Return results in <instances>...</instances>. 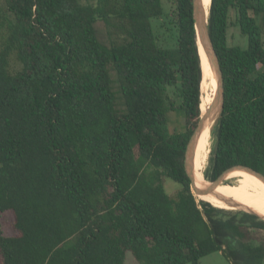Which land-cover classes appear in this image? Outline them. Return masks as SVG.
<instances>
[{
  "label": "trees",
  "instance_id": "16d2710c",
  "mask_svg": "<svg viewBox=\"0 0 264 264\" xmlns=\"http://www.w3.org/2000/svg\"><path fill=\"white\" fill-rule=\"evenodd\" d=\"M167 2L169 12L163 0H0V264H125L126 252L140 264H199L216 252L264 264L253 236L264 220L222 210L264 184L231 176L211 192L238 181L222 209L191 191L201 62L192 0ZM209 10L224 101L206 179L234 166L264 175V0H211ZM163 17L172 47L154 31ZM231 27L245 48L228 45ZM174 112L182 132L168 126ZM163 177L181 185L173 197ZM238 207L264 213V191Z\"/></svg>",
  "mask_w": 264,
  "mask_h": 264
},
{
  "label": "water",
  "instance_id": "95a60500",
  "mask_svg": "<svg viewBox=\"0 0 264 264\" xmlns=\"http://www.w3.org/2000/svg\"><path fill=\"white\" fill-rule=\"evenodd\" d=\"M192 10H193L192 14H193L197 44L198 42L201 43L204 48V51L208 57L210 67L213 71L214 77L217 82V89H216L213 105L210 107L208 113H206L205 115H201L199 123L194 133L190 137V140L186 148L184 165H185L186 174L190 180L191 191L195 197L210 194L211 191L218 185V183L223 181V179L226 177L228 173L232 171H237V170L245 171L255 176L264 184L263 174L247 166H234L224 171L223 173H221L214 181L209 182L208 183L209 185H207L206 187L202 188V187L196 186L195 179H194V171H193V156H194L195 145H196V142L199 136L204 131L206 126L212 124L214 120L216 122L223 110L224 84H223V75H222L221 67L219 64V60L215 52V49L213 47V44H212V41L209 35V31H208L209 10H208V14H206L204 8L202 7L200 0H192ZM224 201H227V200H224ZM238 208L248 213H251L253 215H256L264 220V216L259 215L258 213H256L255 211L251 209L244 208V207H238Z\"/></svg>",
  "mask_w": 264,
  "mask_h": 264
},
{
  "label": "bare ground",
  "instance_id": "6f19581e",
  "mask_svg": "<svg viewBox=\"0 0 264 264\" xmlns=\"http://www.w3.org/2000/svg\"><path fill=\"white\" fill-rule=\"evenodd\" d=\"M200 1H201L202 7L204 8L206 14H208V10H209L210 4H211V0H200ZM198 52H199L198 54L200 57L199 59L201 62V70H202L201 73L203 76L202 83L200 82L201 83V90H203L205 92V95H203L202 97L200 96L201 97L200 111H201L202 115H205L206 113H208L210 107L214 103L215 93H216V89H217V82H216V79L214 77L213 71L210 67L208 57L204 51V48H203L202 44L199 42H198ZM215 123L216 122L214 120V122L212 124L206 126L204 131L199 136L197 144L195 145L194 156H193V171H194V179H195V183H196L197 187L204 188L207 186V183L204 181V172H205L206 166L208 164V158H209L210 151H211V143H212V138H213L212 137V131H213V128L215 126ZM240 173L251 175L245 171H240V170L232 171V172L228 173L226 175V177L223 179V181L218 183V185L211 192L216 190V188L218 186H220L225 180H227L231 176L236 175V174H240ZM251 176H253V175H251ZM246 178L255 179L256 177L253 176V177H246ZM243 179H245V178H243ZM256 179H258V178H256ZM237 182H235L228 189H226L225 191H223L222 193H220L218 195H212L210 193L207 195L198 196V199L200 201L207 202V203L211 204L213 207L222 209V208L218 207V205H220L221 203L227 202L232 197L238 195L237 189L235 187V184ZM263 191H264V187H262V186L252 187V188L246 190L245 192L241 193L239 196H237L231 202V204L225 205L227 209H222V210H231L232 208H234L236 206L238 201L241 198H243L244 196L249 195L251 193L263 192ZM224 200H227V201H224ZM221 205H224V204H221ZM256 213L264 216V213L261 211H256Z\"/></svg>",
  "mask_w": 264,
  "mask_h": 264
},
{
  "label": "rangeland",
  "instance_id": "374dc122",
  "mask_svg": "<svg viewBox=\"0 0 264 264\" xmlns=\"http://www.w3.org/2000/svg\"><path fill=\"white\" fill-rule=\"evenodd\" d=\"M163 6H164V9L166 10V12H169L170 5L167 2V0H163ZM153 27H154V31L158 37L159 45H161L162 47H172L174 45V43H175V31H174L172 25L169 23V18L163 17L161 20L154 21ZM227 35H228V38H227L228 45L240 46L242 48L246 47V45H247L246 38H244L240 34V31L238 28L231 27L228 30ZM202 79H203V76H202ZM201 83H202V81H201ZM200 90H201V84H200ZM203 95H205V92L203 90H201V97ZM200 101H201V98H200ZM201 115H202V113H201ZM167 118H168V126L170 127L171 131L182 132L184 130L185 117H184L182 112L170 113L167 116ZM212 146H213V143H211V150H212ZM210 154H211V151H210ZM209 158H210V155H209ZM208 168H209V161H208V164H207L205 172H204V181L207 183V185L209 182H211L208 179H206ZM162 184H163V187H164L166 194L168 196H171V197L176 195L181 190V185L175 183L174 181H172L166 177L162 178ZM196 198L198 201H200L197 196H196ZM230 211L246 212L240 208L231 209ZM246 213H248V212H246ZM11 221H12V217L9 214H5L2 217L3 233L7 236L14 234L13 230L11 229V225H10ZM253 236L255 238H257L259 241L264 242V231L255 232V234ZM125 264H140V263L134 259V257L132 256L131 253L126 252L125 253ZM199 264H231V263L229 261H227L226 258L220 252H216V253H212V254L202 258L199 261Z\"/></svg>",
  "mask_w": 264,
  "mask_h": 264
}]
</instances>
